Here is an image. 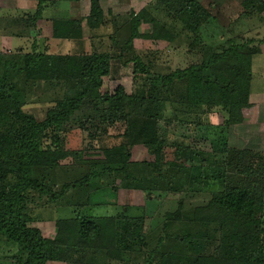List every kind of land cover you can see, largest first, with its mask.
I'll use <instances>...</instances> for the list:
<instances>
[{
  "label": "trees",
  "instance_id": "16d2710c",
  "mask_svg": "<svg viewBox=\"0 0 264 264\" xmlns=\"http://www.w3.org/2000/svg\"><path fill=\"white\" fill-rule=\"evenodd\" d=\"M26 1L34 10L18 17L23 22L43 18V13L54 5L47 0ZM157 1L161 5L169 2ZM89 5L85 18L88 38L82 37L81 19L65 15L51 18L52 32L48 38L67 45L68 49L76 43L78 47L84 44L86 50L61 53L48 44L38 50L33 42L30 51L21 55L20 64L3 61L0 239L17 247L19 256L13 264H46L50 260L67 264H124L127 255L133 258L137 254L142 255L138 256L142 260H136L137 264H264V152L228 147L226 130H223L239 124L241 110L249 107L251 63L259 48L255 44L250 46L252 39L245 38L228 48L214 47L207 60L167 72L152 70L154 57L152 61L142 62L134 56L132 92L126 93L117 87L112 93H102L104 78L112 71L113 57L109 47L99 50L94 41L99 32L110 30L106 17L111 19L112 15L108 10L105 16L97 0H89ZM179 5L181 8L175 12L166 11L178 15L171 16L174 19L171 30L156 23L145 9L131 12L123 27V44L130 46L132 39L141 36L170 41L186 29L180 35L192 39L191 46L187 47L204 51L206 45L202 40L208 35L203 31L201 36V29L214 18L196 0H183ZM241 6L244 11L240 15L245 18L262 17L264 12L262 0H243ZM142 23H150L152 30L139 34ZM107 38L111 40L113 35L107 34ZM13 78L25 84L42 82L61 88L60 96L46 104L42 120L24 111L27 103L18 99L19 81L16 83ZM169 107L171 111L172 108L192 111L203 108L205 113L214 108L224 113V123L214 140L213 163L202 166L201 155L189 148L185 138L178 141L164 135L166 130L159 122L174 118L171 112L165 113ZM77 131L80 146L65 149L62 142L65 144L68 135ZM94 140L97 147L92 146ZM133 144L143 145L153 154V161H131L129 149ZM67 158L87 165L90 171L77 182L63 183L62 191L67 187H87L90 179H96L99 181L96 190L107 187L116 192V186L103 185L100 178L114 175L123 186L141 190L145 205L136 208L139 211L136 216L127 215L123 209L115 215L94 216L88 202L80 204L77 210L73 208L71 216L55 221L52 238L42 236L39 229L28 226L29 194L36 192L39 197L54 199V193L44 179L32 176V171H60V162ZM194 159L198 161L196 166L192 165ZM171 168L182 170L174 184L179 185L178 189L169 181ZM183 173L187 179H181ZM209 180L216 181L218 188L207 201L193 207L191 222L212 227L215 238L211 244L205 232L190 239L189 235L178 237L174 233L168 234L172 239L168 244L176 249H161L167 223L185 218L183 200L177 201L173 211L160 214L159 198L172 190L182 194L200 192ZM147 218L153 226H145ZM158 227L161 232L157 231ZM173 239L177 240L174 244Z\"/></svg>",
  "mask_w": 264,
  "mask_h": 264
},
{
  "label": "rangeland",
  "instance_id": "374dc122",
  "mask_svg": "<svg viewBox=\"0 0 264 264\" xmlns=\"http://www.w3.org/2000/svg\"><path fill=\"white\" fill-rule=\"evenodd\" d=\"M51 1L54 2V5L49 6L43 13V18L37 21L23 22L18 17L25 13H33V6L28 5L26 0H0V72L4 60L8 63L20 64L21 55L30 51L33 42H35L38 50L43 49L46 44L49 47L55 46V50L61 53L84 49V44L83 47H78L79 45L76 43V45L70 46L68 49L67 45L63 46V44H58L57 41H49L48 38L51 37L52 32L51 18L63 15L70 18H80L82 37L83 39L88 38L89 31L85 18L89 12V0H47V2ZM182 1L169 0L167 4L163 3L161 5L157 0H97L104 15L107 16L108 10L112 15L111 19H108V16L106 17L107 29L110 30L108 32L106 30L102 33L99 32L94 41L95 48L99 50L109 47L110 54L113 57L112 71L108 77L104 78L101 92L112 93L117 87H122L126 93L132 92L134 89L132 71L135 64L132 58L134 56L139 57L142 62L152 61L154 57L155 63L153 67L155 69L153 68L152 70L155 72H167L173 69L185 68L201 60H207L214 47L228 48L238 44L239 41L245 38H250L252 39L250 46L255 44L259 51L253 56L251 63L250 93L252 96L249 98V107L241 110L242 121L239 124L230 125L228 128L226 126V129L223 126V130H226L225 142L228 147L264 152V12L262 17L251 15L245 18L240 15L244 11L241 6L243 0H196L214 18L209 25L206 22L207 26L201 29V36H203V31H205L204 34L209 36L203 37L202 44L206 45L203 48L204 51L196 47L191 49L187 47V45L191 46L192 39H186L180 35L187 31L186 29L180 30L179 36L172 37L170 41L161 38L153 40L141 36L132 39L130 46L123 44L125 35L123 27H125L126 20L131 12L137 13L139 10L145 9L156 23L171 30V23L174 20L171 16L178 17V15H173L166 11L175 12L179 10L181 8L179 3ZM262 1L264 2V0ZM109 20H111V26ZM116 27H119L117 32H115ZM122 28L124 33H122ZM206 28L209 29V33H207ZM151 30L152 25L150 23H142L138 28L139 34L143 35ZM107 34L113 35V38L110 40L107 38ZM171 36L174 35L172 34ZM64 42L62 41V43ZM216 50L218 51V49ZM13 79L16 83L19 81L18 91L20 90V98L18 99L27 103L24 111L32 114L37 120L44 118L47 109L46 104H49V101L59 97L61 94V88L58 86V88L53 85L46 86L42 82H35L33 85L30 82L25 84L19 78ZM166 110L164 112L166 114L171 112L174 118L168 122L164 120L159 122V124H163L166 130L164 135L170 136V139L176 138L178 141L185 138L189 148L194 153L201 155L203 161L199 164L202 166L213 163L214 159L212 157H216L215 154L213 155L214 144L216 143L214 140H217L220 128H222L224 123V113L214 108L208 113H205L204 111L206 110L203 108L195 109L194 111L189 109L182 110V108H172V111L171 108H166ZM89 124L90 121L85 126ZM0 131H3L2 125H0ZM78 134V131L71 132L66 143L63 144L62 142L63 147L69 150L79 147ZM96 142L94 140L92 146L97 147L96 144L98 143ZM129 150L131 161H153V154H150L143 145L133 144ZM197 163L198 161L194 159L192 165L196 166ZM59 166L60 171H52L51 169L45 172H41L39 169L32 171V176L37 179H44L47 188L54 193V199H50L46 196L39 197L36 192H31L27 202L26 213L30 217L28 226L39 229L44 237L52 238L55 234V221L71 216L73 208L77 210L80 204L88 202V208L94 216L115 215L121 212L122 209L126 210L127 215L136 216L139 212L136 208L145 205V195L141 190L123 186L120 178L114 177V175L101 176L102 181H100L103 185L116 186L118 189L116 192L107 187L96 190L99 186V181L96 179H90L87 187H67L62 191L61 186L63 183L77 182L86 175L89 168L87 165L78 164L70 158L61 161ZM169 170V181L174 189H178L179 185L175 186L174 184L177 178L182 175V170L177 171L172 168ZM206 173L209 177L208 170ZM186 177H188L186 173H183L181 179L183 180ZM203 185V190L200 192L195 190L193 194H182L181 191L172 190L159 198L160 205L157 208H159L160 214L165 211H173L177 201L183 200L182 212L185 218L180 222L169 221L167 223L164 230L166 237L161 241L163 245L168 244V240L171 239L168 238V234L175 233L178 237L189 235L190 239L200 232H205L210 237L208 242L211 244V241L215 238L212 227L195 225L191 222L193 207L207 201L211 192L218 188L217 182L213 180L205 181ZM114 202L115 205L113 206ZM145 226H153L152 223H149L148 218ZM160 228L158 227V232H161ZM176 242L177 240L174 241L173 239V244ZM162 246L161 249L163 248L165 251L176 249L171 244ZM208 252H211V250ZM137 255L142 257L141 254ZM18 256L19 251L16 246L0 239V264H13V261ZM133 256L131 258L127 255L124 264H137L136 260H142L136 255ZM46 264H67V262L50 260Z\"/></svg>",
  "mask_w": 264,
  "mask_h": 264
},
{
  "label": "crops",
  "instance_id": "0c3cea01",
  "mask_svg": "<svg viewBox=\"0 0 264 264\" xmlns=\"http://www.w3.org/2000/svg\"><path fill=\"white\" fill-rule=\"evenodd\" d=\"M250 96H252L251 93H250ZM250 96H249V98H250Z\"/></svg>",
  "mask_w": 264,
  "mask_h": 264
}]
</instances>
